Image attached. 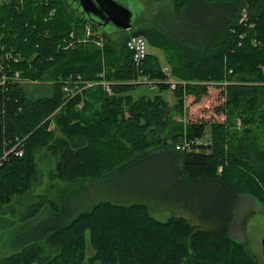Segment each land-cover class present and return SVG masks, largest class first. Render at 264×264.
Listing matches in <instances>:
<instances>
[{
  "label": "trees",
  "instance_id": "1",
  "mask_svg": "<svg viewBox=\"0 0 264 264\" xmlns=\"http://www.w3.org/2000/svg\"><path fill=\"white\" fill-rule=\"evenodd\" d=\"M62 1L53 0L56 11L44 20L46 8L33 0H0L2 42L20 55L12 67L25 80L0 85V205L9 190L28 187L33 153L52 137L41 122L57 108L55 123L65 138L58 147L61 178L94 182L130 172L149 196L94 201L18 248L46 240L51 250L60 248L57 264H83L85 258L88 264H255L232 229L243 196L264 203V148L256 136L235 142L228 127L233 115L260 106L257 133L264 137V0H173L154 18L137 19V28L118 32L119 38L103 32L102 46L81 41L66 49L59 47L64 36L71 30L81 36L87 21L65 0L66 13ZM244 4L246 24L239 21ZM133 34L165 49L169 74L182 82L174 88L161 82L153 94L133 97L140 84L129 82L138 74L126 46ZM138 68L166 79L151 54ZM77 73L111 82V92L96 83L66 94L63 79ZM208 88H216L223 103L204 119L178 121L186 117L187 97L199 101ZM167 89L174 104L161 95ZM206 127L211 140L203 143ZM16 137L24 153L12 151L7 159L3 152ZM197 138L194 146L176 148ZM63 199L58 194L49 201L56 212ZM158 213L172 216L159 220ZM34 250L25 264L39 259Z\"/></svg>",
  "mask_w": 264,
  "mask_h": 264
},
{
  "label": "rangeland",
  "instance_id": "2",
  "mask_svg": "<svg viewBox=\"0 0 264 264\" xmlns=\"http://www.w3.org/2000/svg\"><path fill=\"white\" fill-rule=\"evenodd\" d=\"M139 1L142 4L138 5V8L143 12L137 17L139 20L145 16H147L145 20L147 18H154L159 11L172 5L173 2V0ZM61 5L62 9L66 13H69L65 0L62 1ZM71 11L73 12L72 9ZM137 19L132 28H137L140 25V21ZM98 30L106 32L100 27H98ZM112 36L115 38L120 37L118 32L113 33ZM145 40L147 42L148 53L157 58L163 71H169L170 64L166 50L153 46L146 38ZM36 85H39V83L30 86V89H33ZM154 92L155 90L150 89L149 83H140L131 92V95L136 98L142 94H153ZM161 93L163 98L169 103H175V98L170 89L163 90ZM220 94L216 88H208L199 101L193 102L192 97H187L186 117L179 116L180 120L178 119V121L182 120L185 123L184 118H186V121H198L203 118L202 115L211 114L216 104L223 103V98L220 97ZM201 107H204L203 110ZM260 108V106L257 107L254 112L243 110L240 114L233 115L228 127L229 138L237 142L239 138L256 136L259 146L264 148V137L257 133L259 132L257 130H261L258 119ZM58 111L59 108L55 109L41 122H46V130L52 132V137L47 145L38 147L33 153L35 172L29 181L28 187L20 193L16 192L20 186L17 187L18 189L9 190L5 200L0 205V264H25V262L29 261V252H32L34 249H37L36 254L39 259L36 260L34 258L29 264H48L49 262L57 264L54 259L60 260V257H58L60 248L54 247L51 250L46 240H40L37 243V248L28 249L27 247L19 249L18 246L23 244L22 241L26 237L28 238L25 240L29 241L39 239L38 237L44 233H42L43 230H51L57 224L67 222L78 211L89 208L94 201L108 199L124 201L129 198L137 200L149 196L146 189L137 186L141 181L135 179L130 172L118 174L111 180L104 179L94 182L90 180L72 182L66 178H61L57 173V163L60 158L58 147L65 138L62 128L57 127L55 123L54 115ZM210 135V129L206 127L205 134L201 138L203 143L210 142ZM218 166V170L220 171L221 166ZM58 194L60 197L64 194V199L59 201V204H64V207L62 206V211L59 209L56 212L49 201H56ZM46 208L50 209L49 211L52 213L45 211ZM240 209L232 229L233 239L246 247L255 264H264V253L261 245V240L264 237V203L257 198L251 197L249 199L243 196L240 200ZM170 216H172V213L154 214V217L159 220H166ZM41 229L43 230L41 231ZM31 233H34V235H31ZM87 248L91 249L88 243ZM90 253L91 250L87 256ZM83 264H88L86 258ZM242 264H245V261Z\"/></svg>",
  "mask_w": 264,
  "mask_h": 264
},
{
  "label": "built area",
  "instance_id": "3",
  "mask_svg": "<svg viewBox=\"0 0 264 264\" xmlns=\"http://www.w3.org/2000/svg\"><path fill=\"white\" fill-rule=\"evenodd\" d=\"M38 6H43L46 8V16H44V20L51 18L55 11L56 7L53 5V0H33ZM37 15V14H35ZM247 5H243L240 12L239 21L246 24L247 21ZM82 35H76L75 30H71L68 34L64 36L59 47L61 48H73L76 42L81 41H93L96 45L102 46L104 42L103 32L98 29H94L93 26L89 22H85L82 26ZM3 33H0V85L4 86L6 84L11 85L13 83L25 82L20 75V71L18 69H13L12 63L18 62L20 60V55L13 52L9 48L6 47L5 43L2 42ZM241 37V36H240ZM126 46L129 51H131L132 62L135 68L138 70V74L136 77H133L129 82L132 83H149L151 90H156L158 84L161 82L168 83L170 88H174L177 82H182L172 78L169 73H166V79H155L152 78L148 73H145L142 68H138L141 66L142 62L148 55L147 50V42L142 35H131L126 41ZM231 72V69L228 71ZM102 84L106 91L111 92L109 84L111 82L106 81L104 79H99L96 81L86 80L85 76L81 73L77 74H68L62 81V89L68 95H73L77 88L81 90L84 87H89L94 84ZM17 136V135H16ZM15 139H20L18 142H14L9 149L4 150V155L6 158H9V153L15 151L16 154L21 155L24 153V149L19 148L21 144V139L16 137ZM201 139H184L181 143L176 144L177 149H183L186 147L194 146L199 143ZM4 146V143H3Z\"/></svg>",
  "mask_w": 264,
  "mask_h": 264
},
{
  "label": "water",
  "instance_id": "4",
  "mask_svg": "<svg viewBox=\"0 0 264 264\" xmlns=\"http://www.w3.org/2000/svg\"><path fill=\"white\" fill-rule=\"evenodd\" d=\"M69 7L87 22L105 30L107 34L131 29L142 14L139 0H66ZM264 253V237L261 240Z\"/></svg>",
  "mask_w": 264,
  "mask_h": 264
},
{
  "label": "crops",
  "instance_id": "5",
  "mask_svg": "<svg viewBox=\"0 0 264 264\" xmlns=\"http://www.w3.org/2000/svg\"><path fill=\"white\" fill-rule=\"evenodd\" d=\"M166 73H169L170 72V70L169 71H165ZM175 102V101H174ZM174 102H172V103H174Z\"/></svg>",
  "mask_w": 264,
  "mask_h": 264
}]
</instances>
